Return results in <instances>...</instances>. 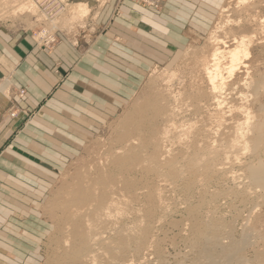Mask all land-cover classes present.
I'll use <instances>...</instances> for the list:
<instances>
[{
    "label": "rangeland",
    "instance_id": "374dc122",
    "mask_svg": "<svg viewBox=\"0 0 264 264\" xmlns=\"http://www.w3.org/2000/svg\"><path fill=\"white\" fill-rule=\"evenodd\" d=\"M58 1L60 0H35L38 4V14L33 15L20 12L14 14L12 12L17 6L11 7V4L14 5L11 1L7 4L0 0V24L16 31L29 32L41 44L51 48L57 43L58 33L61 30L74 35L90 18L98 17L104 7L111 4L116 8L119 4H124L123 1L130 3L129 1L132 0H65L63 9L55 14L52 8ZM76 2H86L90 8L89 14L82 20L70 14V7ZM138 2L160 9L163 0H138ZM259 9L264 12V6ZM229 10L228 15L235 20L245 17L243 11H237L236 5H232ZM219 17L218 14L217 19L209 21L201 36L191 38V41L183 45L180 50L169 57L159 58L156 63L140 52L136 80L132 79L135 76L132 72L120 73L121 85L128 87L112 88L110 107L113 111L109 114V119L94 120L89 124L90 130L86 141L79 147L75 156L64 161L63 170L60 171L56 184L47 194L44 205L46 237L40 264H58L60 261L65 248L66 231L69 229L67 218L74 209L69 203L78 187L94 181L103 172L117 174L119 170L113 159L115 153L123 149L128 138H133L138 133L141 137L134 144L138 150L133 152L138 151V171L134 170L131 175H127L137 180V186L132 189L133 198L130 199L128 214L123 217L121 224L131 225L133 219L138 218L140 221L144 218V223L149 224L151 232L149 241L152 239L153 243L150 241L151 245L148 244L142 252L136 251L135 245L132 244L127 253H123L121 262L123 264H196L199 252L207 250V247L214 244L211 240L208 241L209 237L206 233H198L195 226L197 224L203 228L209 222H216L218 227L220 226L216 242L221 244L216 243V249L221 250L231 245L232 248L241 246L239 251H243L242 254L239 252V256L245 258L244 262H238L239 256H236L230 261L231 264H259L255 253L261 247L264 248V188L254 185L246 177L245 168L237 162L235 156H232L227 164L225 159L219 160L223 164L216 165L207 174L204 173L206 175L201 183L200 177H196L198 175H193L187 170H184V176L181 174L176 180L170 181L152 171L142 159L144 152L153 149L147 139L153 136L157 129L167 148L176 151L178 149V164L184 165L183 160L187 152L181 149L180 142L183 141L178 136V132L169 128L164 131L167 125L162 118L153 121L154 124L151 122L144 124L141 128L138 122L142 118L143 107L153 103L158 93H167V88L174 91L185 89L187 92L190 91V79L198 72L194 54L210 50L213 33L221 37L226 36L222 29L216 28ZM221 20L223 21L224 18ZM231 27L236 35L251 31L248 21H241L240 25L232 23ZM216 30L218 31L215 32ZM227 35L232 37V33ZM257 52L264 54L262 48H257ZM115 66V64L111 65V71L118 72L116 71L118 67ZM172 73L175 77L169 80V75ZM17 95L24 97L26 89L21 88ZM20 114L19 108L11 107L8 109L7 117L15 119ZM238 152L241 161L247 158L249 160L248 154L241 150ZM221 165L225 166L224 170H220Z\"/></svg>",
    "mask_w": 264,
    "mask_h": 264
},
{
    "label": "crops",
    "instance_id": "0c3cea01",
    "mask_svg": "<svg viewBox=\"0 0 264 264\" xmlns=\"http://www.w3.org/2000/svg\"><path fill=\"white\" fill-rule=\"evenodd\" d=\"M129 2L104 7L74 35L61 30L51 48L0 24V264L41 263L47 194L89 124L109 119L112 88L128 87L122 72L136 80L140 52L156 63L201 36L219 0ZM11 107L19 117L8 119Z\"/></svg>",
    "mask_w": 264,
    "mask_h": 264
},
{
    "label": "bare ground",
    "instance_id": "6f19581e",
    "mask_svg": "<svg viewBox=\"0 0 264 264\" xmlns=\"http://www.w3.org/2000/svg\"><path fill=\"white\" fill-rule=\"evenodd\" d=\"M3 1L14 3L11 7L17 6L12 12L14 14H38L35 0ZM232 5H236L237 11L245 13V19L235 20L228 15ZM263 6L264 0H219L213 21L219 14L216 28L222 29L226 36L213 33L210 50L194 54L198 72L190 79V91L167 88V93H158L153 103L143 107L139 128L162 118L167 125L164 131L172 129L178 132L183 141L180 142L181 149L187 152L184 165H179L178 149L167 148L156 129L153 136L147 139L153 149L142 156L155 173L174 181L187 170L198 175L196 177H200L201 183L211 169L223 164L219 160L225 159L227 164L235 156L245 168L246 177L254 185L264 188V54L257 52V48L264 51V12L259 9ZM89 11L86 2H76L70 7L72 17L81 20ZM241 21H248L251 31L236 35L231 25H240ZM228 33H232V37ZM174 77V73L170 74L169 80ZM139 137L138 133L128 138L123 142V149L115 153L113 159L119 170L117 174L103 172L94 181L78 187L69 203L74 209L67 218L69 229L58 264H123L121 257L132 244L139 252L150 244L151 232L144 218L143 222L135 218L131 225L121 224L128 214L132 189L137 186V180L127 175L138 169V151L133 152L138 150L134 144ZM240 150L249 155V160L241 161ZM221 166L220 170H224L225 166ZM195 227L198 233H206L208 241L214 244L197 253L196 264H231L230 261L239 256L241 246L223 247L222 243L223 248L216 249L220 227L216 222H209L203 228L197 224ZM255 258L259 264H264V248L256 251ZM244 259L240 255L237 261L242 263Z\"/></svg>",
    "mask_w": 264,
    "mask_h": 264
},
{
    "label": "built area",
    "instance_id": "2783aa9c",
    "mask_svg": "<svg viewBox=\"0 0 264 264\" xmlns=\"http://www.w3.org/2000/svg\"><path fill=\"white\" fill-rule=\"evenodd\" d=\"M62 5H63V1L60 0V1L57 2L56 5L53 6V8H54V7H55V8H54V9L52 8V10H55V11H54L55 14H57V13L59 12V10L62 8ZM63 6H64V5H63ZM50 12H51V10H50Z\"/></svg>",
    "mask_w": 264,
    "mask_h": 264
}]
</instances>
